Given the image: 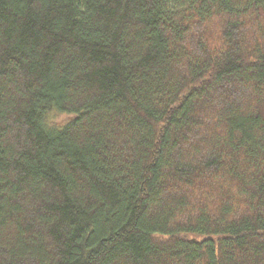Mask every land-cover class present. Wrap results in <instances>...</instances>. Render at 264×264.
<instances>
[{"label":"trees","instance_id":"obj_1","mask_svg":"<svg viewBox=\"0 0 264 264\" xmlns=\"http://www.w3.org/2000/svg\"><path fill=\"white\" fill-rule=\"evenodd\" d=\"M0 264H264V0H0Z\"/></svg>","mask_w":264,"mask_h":264},{"label":"rangeland","instance_id":"obj_2","mask_svg":"<svg viewBox=\"0 0 264 264\" xmlns=\"http://www.w3.org/2000/svg\"><path fill=\"white\" fill-rule=\"evenodd\" d=\"M48 118L47 125L52 128H58L68 121L69 116L67 114L52 113Z\"/></svg>","mask_w":264,"mask_h":264}]
</instances>
